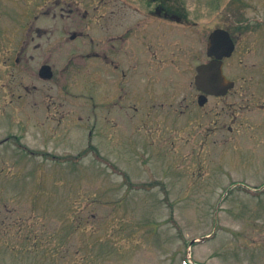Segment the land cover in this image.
Returning <instances> with one entry per match:
<instances>
[{
	"label": "rangeland",
	"instance_id": "374dc122",
	"mask_svg": "<svg viewBox=\"0 0 264 264\" xmlns=\"http://www.w3.org/2000/svg\"><path fill=\"white\" fill-rule=\"evenodd\" d=\"M226 1L182 0L197 20L187 27L194 37L183 41L202 54L189 63L171 59L172 43L163 41L158 61L140 58L136 74L114 82L97 76L91 61L50 81L34 64L30 95L15 111H0V264H186L188 256V264H264V102L254 96L240 111L235 105L260 89L264 99V77L255 72L264 70V24L249 35L244 29L240 40L263 53L259 69L250 70L256 58L245 54L246 70L235 73L234 53L232 70L224 68L237 83L229 96L210 100L193 126L184 117L196 93L194 68L218 27L213 14ZM43 2L16 7L52 8ZM237 7L226 10L236 15ZM161 30L179 37L170 24ZM198 239L205 240L191 245Z\"/></svg>",
	"mask_w": 264,
	"mask_h": 264
},
{
	"label": "flooded vegetation",
	"instance_id": "af4514ba",
	"mask_svg": "<svg viewBox=\"0 0 264 264\" xmlns=\"http://www.w3.org/2000/svg\"><path fill=\"white\" fill-rule=\"evenodd\" d=\"M51 1L52 8L48 4V7L35 12V9L29 7H16L21 0H0V111H15L19 106L18 101L30 95L29 85L34 80L35 63L41 64L36 73L44 81L54 79L53 74L56 72L66 76L70 68H80L82 62L85 67L91 61L97 76L106 74L114 82L116 78L125 80L131 72V75L136 74L132 63L141 62L140 58H144V62L147 59L158 61V57L165 54L163 41L172 43V46H167L171 49V59L189 63L195 61L196 57L202 58V54L194 50V43L183 41L184 35H195L187 28L196 25L197 20L192 18L195 13L189 14L177 0H78L73 2L74 6L67 4L66 0ZM231 3L238 6L236 15L227 13L226 9ZM256 4L260 6L255 7ZM243 5L244 7L238 0H228L224 7H219L217 13L213 14L218 17L214 21L218 27L209 31L204 51L205 60L197 66L209 64L225 52L223 43L214 49L208 46L209 37L216 29L227 31L235 47L229 58H221L223 65L234 53H238L237 59L241 60L243 48L240 40L244 34L243 28L255 19L264 24V0H243ZM246 7L252 11L248 13L250 17L243 13L249 9ZM203 20L210 21L211 12L206 13ZM158 22L162 24L158 25ZM164 24H170L179 30V37L167 39L170 32H162L161 26ZM184 28L186 30L181 31ZM252 33L249 30L245 32L247 35ZM58 63L60 65H56ZM49 64H55L53 70ZM197 66L194 68V77ZM60 88L68 92V88L63 85ZM194 90L196 93L190 97L191 103L187 104L184 116H192V123L199 116L205 117L209 101L217 99L199 92L196 87ZM20 92L24 95H19ZM46 96L43 92L41 100ZM9 97L12 98L7 100ZM201 100H204L202 106L198 103ZM119 103L120 101H115L112 106ZM133 109L136 111L135 107ZM128 110V106H122L123 112ZM42 111L45 113V110ZM181 114L184 113L180 110L178 115ZM14 138L17 139V136ZM28 153L33 154L30 151Z\"/></svg>",
	"mask_w": 264,
	"mask_h": 264
},
{
	"label": "water",
	"instance_id": "95a60500",
	"mask_svg": "<svg viewBox=\"0 0 264 264\" xmlns=\"http://www.w3.org/2000/svg\"><path fill=\"white\" fill-rule=\"evenodd\" d=\"M217 40H219V41L223 40V43L226 46V53H224L225 54L224 56H229L233 50V45L230 42L228 34L225 32H222V31H215L210 37L209 47L212 46L211 47L212 49L215 47H218L219 41H217ZM211 71L214 72V74L216 76V81H215L214 85H212L211 79L210 78L208 79V77H209L208 75L210 74ZM197 72H198V76L196 77L195 83H196V86L198 87V89L207 91L209 93L220 94V93H222V89L225 90V88H227V86L224 85L220 91H215L216 84H218V83L222 84V82L224 81V79L221 76V63L210 64L207 66H204V65L200 66L197 69ZM230 86H231V84H230ZM211 87H214V88H211ZM211 89H213V90H211Z\"/></svg>",
	"mask_w": 264,
	"mask_h": 264
}]
</instances>
